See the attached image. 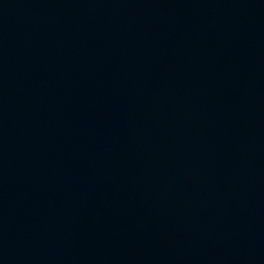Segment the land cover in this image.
Masks as SVG:
<instances>
[{"label":"water","instance_id":"95a60500","mask_svg":"<svg viewBox=\"0 0 264 264\" xmlns=\"http://www.w3.org/2000/svg\"><path fill=\"white\" fill-rule=\"evenodd\" d=\"M0 264H264V0H0Z\"/></svg>","mask_w":264,"mask_h":264}]
</instances>
